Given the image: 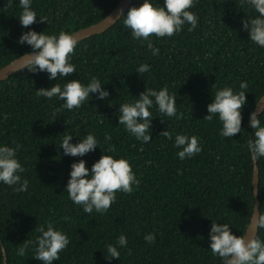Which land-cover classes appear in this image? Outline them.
Segmentation results:
<instances>
[{
	"label": "trees",
	"instance_id": "1",
	"mask_svg": "<svg viewBox=\"0 0 264 264\" xmlns=\"http://www.w3.org/2000/svg\"><path fill=\"white\" fill-rule=\"evenodd\" d=\"M118 1L32 0V9L48 20L29 27L38 33H71L103 18ZM142 3L133 0L129 7ZM157 3L163 6V0ZM189 10L199 18L194 30L185 25L172 37H151L160 49L158 56L152 55L146 42L131 38L123 17L78 42L71 54L77 73L68 79L87 84L96 77L110 93L104 101L93 95L88 104L68 111L55 97H38L36 90L67 82L49 81L47 73L18 70L0 81V145L20 146L21 178L29 185L27 191L18 192L13 191L18 185L0 183V264L2 245L7 264H42L32 258L34 243L24 256L17 254V248L34 242L40 235L37 229L47 230L49 223L70 239L54 264H223L208 248V234L213 221L228 223L234 235L243 236L252 213L253 160L247 142L254 138V130L248 119L264 93V48L242 28V20L258 15L242 0H195ZM21 11L19 0H0V67L31 51L16 43L29 30L19 23ZM141 64L150 65V71L137 74ZM241 82L248 84L242 131L224 138L218 116L203 118L217 90L231 87L239 92ZM163 87L177 94L176 107L183 118L161 117L153 108L152 140L141 144L118 124L119 104L132 102L145 88ZM259 116L264 123V111ZM165 130L172 140L160 135ZM88 133L101 141V150L97 147L84 157L63 155L59 146L64 135H76L70 141L75 144ZM105 133L112 137L115 153L106 151ZM177 134L198 137L202 151L180 160L179 149L173 147ZM101 154L128 160L140 184L130 194L117 192L107 212L87 214L72 203L64 186L73 162L84 159L91 168ZM257 165L261 216L264 157ZM148 233L155 235L152 244L144 240ZM122 234L128 245L119 249V260L106 259L107 246ZM256 238L264 241V228H258Z\"/></svg>",
	"mask_w": 264,
	"mask_h": 264
},
{
	"label": "clouds",
	"instance_id": "2",
	"mask_svg": "<svg viewBox=\"0 0 264 264\" xmlns=\"http://www.w3.org/2000/svg\"><path fill=\"white\" fill-rule=\"evenodd\" d=\"M242 3L250 5L258 14L254 18L242 20V28L255 45L264 48V0H242ZM19 5L22 9L18 18L19 23L22 28L29 30L21 33L16 43L29 46L31 51L19 56L17 70H27L34 74L47 73L49 81H57L61 78L67 81L63 85L54 83L49 88H40L36 90V95L47 100L55 97L63 101L61 108L68 111L78 109L84 103L88 104L93 95L96 99L104 101L110 93L104 88L105 83L96 77H91L87 84L81 83L79 79H68L71 74L77 73L76 66L71 63V54L78 44L76 35L65 31L59 34L36 32L29 26L47 23L48 18L37 15L32 9V0H19ZM194 6L195 0H163V6L158 4L157 0H143L139 7H129L126 15L123 8L118 10V14L120 18L123 17V27L130 30L131 38L146 42L152 55L158 56L160 49L154 47L151 37H172L180 33L185 25L190 26L189 31L194 30L199 21L198 16L189 10ZM149 71L148 64H141L135 69L137 74ZM239 87L241 89L239 92H234L231 87L217 90L211 103L207 105L208 115L203 118L212 120L213 116H218L222 125L220 135L224 138H231L242 131V109L247 103L245 94L248 92V84L241 82ZM176 103L177 94H170L167 87L159 90L145 88L132 102L119 104L118 124L123 125L124 129L141 144H147L152 140L151 110L155 108L161 117L182 119L183 114L178 112ZM248 125L254 130V138L248 140L247 149L251 153L252 160L256 161L264 157V123L256 111L249 113ZM160 135L169 140L173 139L172 134L167 130ZM75 136L72 134L63 136L59 146L63 149V155L84 157L94 152L97 147L100 148L101 141L94 134L88 133L82 139L79 138L78 143L73 144L70 141ZM111 139L112 137L105 133L106 151L115 153L116 149L110 143ZM19 147L18 144L15 147L0 145V183L9 187L18 185L13 187V191L24 192L29 185L27 180L21 178L24 168L17 159ZM173 147L179 149L176 155L180 160L191 159L202 151L199 138L185 134L175 136ZM139 184L140 181L128 160L101 154L91 168L86 167L84 159H79L70 165L64 192L72 203L81 206L85 213L91 214L95 211L103 214L116 201L117 192L130 194L134 191V186L139 187ZM256 223L258 228H264V215L259 216ZM37 231L40 235L35 241H28L22 247H18L17 254L24 256L29 244L34 243L35 255L32 258L42 264H54L55 261H59L60 253L70 243L68 235L54 228L52 223L47 225V230L39 227ZM208 237V248L213 256L222 259L223 264H264V241L246 235H234L228 223L220 224L212 221ZM144 240L148 244L154 243V233L146 234ZM127 245V237L120 235L115 244L107 246L105 258L119 260V249L126 248Z\"/></svg>",
	"mask_w": 264,
	"mask_h": 264
},
{
	"label": "water",
	"instance_id": "3",
	"mask_svg": "<svg viewBox=\"0 0 264 264\" xmlns=\"http://www.w3.org/2000/svg\"><path fill=\"white\" fill-rule=\"evenodd\" d=\"M132 1L133 0H119L116 3V5L103 18H101L100 20L92 24L81 27L71 33L76 35L78 42H79L91 35L105 31L106 29L111 27L114 23H116L120 19L118 10L123 8L124 13H125L128 7L131 5ZM108 17H112V18L109 19ZM26 53L18 55L17 57L13 58L11 61H9L8 63L0 67V81L7 78L8 76L15 73L16 71H18L17 67H18L19 61L17 60L19 56L24 55ZM261 98H264V93L257 100L254 110H253V111H256L258 115L264 111V99L261 100ZM259 179H260L259 178V168H258L257 160H256V161H253V171H252L253 208H252V213L250 215L248 225L243 234V236L246 235L249 238L251 237L256 238L257 233H258V227H257L256 221L258 217L260 216L259 198H258ZM2 254H3L2 264H7V255H6L5 247L3 245H2Z\"/></svg>",
	"mask_w": 264,
	"mask_h": 264
}]
</instances>
